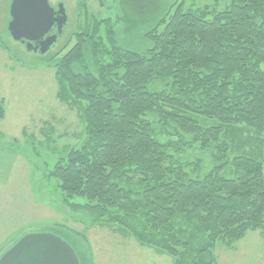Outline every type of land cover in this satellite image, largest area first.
I'll list each match as a JSON object with an SVG mask.
<instances>
[{
    "label": "trees",
    "instance_id": "16d2710c",
    "mask_svg": "<svg viewBox=\"0 0 264 264\" xmlns=\"http://www.w3.org/2000/svg\"><path fill=\"white\" fill-rule=\"evenodd\" d=\"M152 4L121 0L128 31L151 26L143 51L122 48L110 29L104 41L109 21H94L55 66L58 98L85 103V140L48 177L91 225L172 264H217V243L264 237V0ZM187 150L211 155L207 172L176 159Z\"/></svg>",
    "mask_w": 264,
    "mask_h": 264
},
{
    "label": "rangeland",
    "instance_id": "374dc122",
    "mask_svg": "<svg viewBox=\"0 0 264 264\" xmlns=\"http://www.w3.org/2000/svg\"><path fill=\"white\" fill-rule=\"evenodd\" d=\"M11 1L0 0V103L4 111L0 118V256L26 234L49 233L73 250L79 264H172L170 257L121 235L114 226L91 225L89 214L74 212L62 202L56 181L48 177L57 158L67 149L81 147L85 140V103L58 98L55 66L59 60L74 46L77 35L91 30L94 21H109L108 28H100L104 41L110 29L119 46L137 52L149 46L144 34L151 26L137 25L128 31L121 0H48L54 9L63 5L67 22L56 43L40 55L10 38ZM178 1L153 0L161 9ZM227 2L185 0L193 9L217 4L216 10H221ZM174 155L185 166L198 160L204 173L213 161L208 152L198 150ZM73 203L84 204L81 200ZM214 254L217 264H264V237L258 231L249 232L231 249L217 243Z\"/></svg>",
    "mask_w": 264,
    "mask_h": 264
},
{
    "label": "water",
    "instance_id": "95a60500",
    "mask_svg": "<svg viewBox=\"0 0 264 264\" xmlns=\"http://www.w3.org/2000/svg\"><path fill=\"white\" fill-rule=\"evenodd\" d=\"M8 13L10 38L27 51L40 55L46 54L55 44L67 22L63 5L54 9L48 0H12ZM0 264L79 263L73 250L59 238L49 233H30L0 256Z\"/></svg>",
    "mask_w": 264,
    "mask_h": 264
},
{
    "label": "flooded vegetation",
    "instance_id": "af4514ba",
    "mask_svg": "<svg viewBox=\"0 0 264 264\" xmlns=\"http://www.w3.org/2000/svg\"><path fill=\"white\" fill-rule=\"evenodd\" d=\"M53 30H54L53 32H55V29H53ZM53 32H52V33H53ZM57 39H58V38H57ZM20 45H21V44H20ZM23 47H24V46H23Z\"/></svg>",
    "mask_w": 264,
    "mask_h": 264
},
{
    "label": "crops",
    "instance_id": "0c3cea01",
    "mask_svg": "<svg viewBox=\"0 0 264 264\" xmlns=\"http://www.w3.org/2000/svg\"><path fill=\"white\" fill-rule=\"evenodd\" d=\"M8 17H9V15H8ZM9 21H10V17H9ZM9 21H8V22H9ZM7 25H8V24H7Z\"/></svg>",
    "mask_w": 264,
    "mask_h": 264
}]
</instances>
